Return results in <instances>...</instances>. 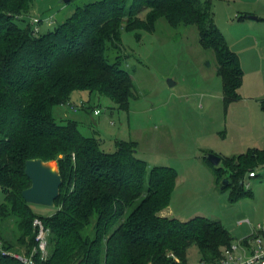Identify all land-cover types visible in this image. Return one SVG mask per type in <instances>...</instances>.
Returning a JSON list of instances; mask_svg holds the SVG:
<instances>
[{
	"label": "trees",
	"instance_id": "obj_1",
	"mask_svg": "<svg viewBox=\"0 0 264 264\" xmlns=\"http://www.w3.org/2000/svg\"><path fill=\"white\" fill-rule=\"evenodd\" d=\"M32 3L0 0L2 247L31 255L39 217L50 230V256L35 255V264H188L194 244L201 262L219 261L234 240L220 221L163 214L178 181L174 168H150L133 141H117L116 150L106 152L102 139L85 136L77 121L61 124L54 115L77 91L108 97L127 110L134 81L117 54L123 32L134 31L139 39L140 32H154L161 18L174 28L196 26L202 46L216 56L225 103L241 99L240 57L210 8L202 0H99L77 7L54 30L35 34L32 23H18ZM30 159L56 161L60 168L63 182L51 216L36 214L22 196L31 186L25 173ZM263 163L264 151L258 150L233 159V182L224 187L233 202L252 195L244 177ZM7 223L10 231L3 233ZM0 264L24 263L0 253Z\"/></svg>",
	"mask_w": 264,
	"mask_h": 264
},
{
	"label": "rangeland",
	"instance_id": "obj_2",
	"mask_svg": "<svg viewBox=\"0 0 264 264\" xmlns=\"http://www.w3.org/2000/svg\"><path fill=\"white\" fill-rule=\"evenodd\" d=\"M96 1L33 0L30 13L18 23L25 26L34 18L43 19L39 27L44 34L77 7ZM202 1L212 11L228 46L240 57L244 70L241 99L225 103L216 56L202 46L196 26L174 28L161 18L154 32H140L139 39L134 31L123 32V48L117 54L134 81L127 110L119 109L108 97L87 91L82 96L75 92L60 110L81 122L85 136L102 139L106 152H114L117 141H133L137 157L150 168H174L178 181L171 216L182 221L196 216L220 221L238 245L251 241L252 225L264 224V163L249 169L244 177V189L252 195L233 202L230 191L224 189L233 182L230 164L234 158L264 151V0ZM245 16L258 19H241ZM49 18L51 22H47ZM71 103L78 107L76 111L70 109ZM97 110L99 114H95ZM210 154L222 158L219 165L208 160ZM251 171L258 175L249 177ZM3 200L0 187V203ZM32 209L44 217L57 210L42 205H32ZM244 219L252 225H238ZM8 228V223L3 224L2 232H9ZM201 257L197 245L188 249V264H201Z\"/></svg>",
	"mask_w": 264,
	"mask_h": 264
},
{
	"label": "built area",
	"instance_id": "obj_3",
	"mask_svg": "<svg viewBox=\"0 0 264 264\" xmlns=\"http://www.w3.org/2000/svg\"><path fill=\"white\" fill-rule=\"evenodd\" d=\"M42 19L34 18L32 20V25L34 27L35 34L40 33L39 24ZM47 22H50L47 20ZM73 110H77V106L73 105L71 107ZM95 114H99V110L95 111ZM256 171L249 173V177H256ZM239 225L251 224L249 219L240 220ZM33 226L35 229V247L31 255L24 253L14 252L11 250H6L0 244V253L3 256H9L16 260L23 262L24 264H35V255H39L40 259L46 260L50 256V241L49 234L50 230L44 224L43 220L36 217L33 221ZM253 236L247 241H242L240 244H235L234 242L230 247L223 250L222 258L216 263H206L201 262V264H264V224L252 225ZM253 243H257L259 246L255 248Z\"/></svg>",
	"mask_w": 264,
	"mask_h": 264
},
{
	"label": "water",
	"instance_id": "obj_4",
	"mask_svg": "<svg viewBox=\"0 0 264 264\" xmlns=\"http://www.w3.org/2000/svg\"><path fill=\"white\" fill-rule=\"evenodd\" d=\"M70 0H63L69 2ZM257 18V17H253ZM170 86L175 83L169 81ZM208 160L219 165L222 158L210 154ZM25 173L31 180V186L22 192L24 200L31 205L55 207V201L59 197L63 179L56 161H44L42 159H30L26 162Z\"/></svg>",
	"mask_w": 264,
	"mask_h": 264
},
{
	"label": "crops",
	"instance_id": "obj_5",
	"mask_svg": "<svg viewBox=\"0 0 264 264\" xmlns=\"http://www.w3.org/2000/svg\"><path fill=\"white\" fill-rule=\"evenodd\" d=\"M248 18V17H247ZM248 19H252V20H257L258 18H253V16H249V18ZM78 92V91H77ZM74 94H77V93H73L72 94V98H73V96H74ZM82 94H84L83 92H81V93H79V95H81L82 96ZM87 97H88V95H87ZM70 101H72V100H70ZM71 104H73V103H71ZM74 105V104H73ZM62 108V106H60V107H57V108H55V110H54V115H55V117L57 118V119H61V121H65V120H69V119H71V120H75V121H77L79 124L81 123L80 121H78L76 118H73V117H71L70 116V114L67 112V111H64V109H63V111H61L60 109ZM71 109V108H70ZM57 110H59L58 111V113H57ZM73 110V109H72ZM258 175V174H257ZM163 214L164 215H167V216H171V214H172V209L170 208V206H169V208L167 209V210H165L164 212H163ZM239 225V224H238ZM242 225H244V224H242ZM247 225H249V224H247ZM241 226V225H240ZM252 237V236H251ZM243 241H247V239L246 240H243ZM254 244V243H253Z\"/></svg>",
	"mask_w": 264,
	"mask_h": 264
}]
</instances>
